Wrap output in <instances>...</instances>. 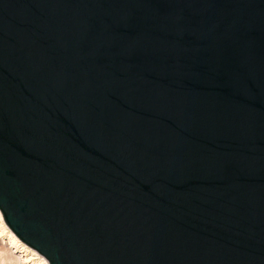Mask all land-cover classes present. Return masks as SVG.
Listing matches in <instances>:
<instances>
[{
  "label": "water",
  "instance_id": "water-1",
  "mask_svg": "<svg viewBox=\"0 0 264 264\" xmlns=\"http://www.w3.org/2000/svg\"><path fill=\"white\" fill-rule=\"evenodd\" d=\"M0 213L48 264H264V0H0Z\"/></svg>",
  "mask_w": 264,
  "mask_h": 264
},
{
  "label": "bare ground",
  "instance_id": "bare-ground-1",
  "mask_svg": "<svg viewBox=\"0 0 264 264\" xmlns=\"http://www.w3.org/2000/svg\"><path fill=\"white\" fill-rule=\"evenodd\" d=\"M0 236H5L4 244L7 246L1 249L4 259L19 264H46L39 254L23 245L5 226L0 213ZM4 239V238H3Z\"/></svg>",
  "mask_w": 264,
  "mask_h": 264
},
{
  "label": "rangeland",
  "instance_id": "rangeland-1",
  "mask_svg": "<svg viewBox=\"0 0 264 264\" xmlns=\"http://www.w3.org/2000/svg\"><path fill=\"white\" fill-rule=\"evenodd\" d=\"M4 238V239H3ZM4 241H6V237L4 236H0V264H19L18 262H15V263H13V262H10V261H8V260H5L4 259V255H3V252H2V250L1 249H4V248H6L7 246L4 244ZM42 258V257H41ZM43 259V258H42ZM44 260V259H43ZM45 261V260H44ZM46 262V261H45ZM39 264V263H38ZM46 264H48L47 262H46Z\"/></svg>",
  "mask_w": 264,
  "mask_h": 264
}]
</instances>
